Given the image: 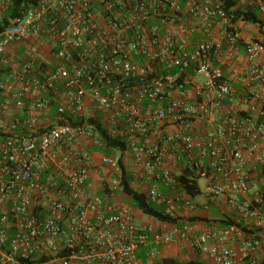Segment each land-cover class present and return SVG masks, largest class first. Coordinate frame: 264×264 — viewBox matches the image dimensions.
I'll return each mask as SVG.
<instances>
[{"label":"built area","instance_id":"obj_1","mask_svg":"<svg viewBox=\"0 0 264 264\" xmlns=\"http://www.w3.org/2000/svg\"><path fill=\"white\" fill-rule=\"evenodd\" d=\"M237 5L264 18V0ZM183 15L208 38L190 45ZM215 26L228 56L237 51L243 37L224 0H38L2 30L0 56L43 36L53 42L58 64L37 67L31 53L20 69L3 72L0 63V208L8 205L0 213V264L40 258L43 264H138L136 250L149 238L160 245L187 242L211 264H264L255 257L258 250L264 256L256 233L264 230V42H244L247 107L239 111L226 105L234 90L213 64L222 61L220 45L210 39ZM213 109H223L216 124L195 137L196 121ZM97 123L132 151L141 177L169 187L177 183L174 170L187 167L208 196H226L259 230L246 236L236 221L196 234L188 220L166 232L138 229L128 207L108 203L87 184L86 146L106 148ZM100 162L120 173L116 159L102 154ZM119 185V179L107 183L111 190ZM146 194L174 216L179 196L164 195L155 184ZM185 204L196 210L188 199ZM235 239L242 240L240 253L230 247Z\"/></svg>","mask_w":264,"mask_h":264},{"label":"crops","instance_id":"obj_2","mask_svg":"<svg viewBox=\"0 0 264 264\" xmlns=\"http://www.w3.org/2000/svg\"><path fill=\"white\" fill-rule=\"evenodd\" d=\"M184 5V2H181ZM237 7L242 8L241 5ZM182 22L188 26V33L185 34L186 40L190 45L207 39L205 35L200 32V28L196 23L188 16L183 15ZM236 28L241 32L242 40L237 43V51L231 53L228 56L230 47L224 40L223 31L219 26H215L212 30L210 39L220 45V52L222 53V69L226 79L231 83L234 88V100L230 104L234 109L244 111L247 107L245 96L243 92V83L241 82L242 75L246 73L248 69L246 56L244 53V42L247 39H263L264 34L258 26L252 23H245L243 21H237ZM175 30V29H173ZM48 46L45 38L35 39L31 38L26 43L11 45L4 55L0 56V63L3 68L7 69V66L12 65L14 68L20 69L22 58H25L30 53L36 54V51H40L37 60H42L48 66L56 63V59L49 51H44ZM47 50V49H46ZM3 73V72H2ZM3 75V74H2ZM1 75V76H2ZM199 79V78H198ZM187 98L193 103L194 98L189 86H186ZM236 96V97H235ZM223 112V109H213L210 111L208 117L204 120L196 121L195 132L199 137H204L207 131L211 130L217 122L218 116ZM19 117H23L22 114ZM171 126L166 127V131H171ZM155 140V135L149 137L148 142L152 143ZM91 154L89 162V177L87 184L93 192L103 197L105 201L116 206H126L130 209L134 219V224L139 229L151 227L157 232H166L170 228V224L167 222L159 221L152 216L144 214L134 205L127 202L122 194L121 187L115 190H111L107 187V183L110 179H117L120 173L113 170L111 167L106 166L100 162V155L103 153L101 149L96 147L86 146ZM115 153V152H113ZM118 153V152H117ZM122 162L125 170L130 176V187L139 192L146 193L151 184H155L158 187L160 193L168 196H179L180 199L174 203V217L177 219V224L180 225L182 221L188 220L196 225V232H201L210 227L211 224L221 223V220H241L242 225L252 227V231L259 230L256 227L254 221H248L239 216L238 211L227 202L226 196L212 198L208 196L207 192L204 193L200 190V193L194 197H189L179 187H167L162 182L154 181L147 177H141L142 169L140 165L136 164L131 155L128 153L122 154ZM45 170H50V164L44 162ZM252 169V161L246 162V170ZM184 168L179 166L174 170L175 176H180L183 173ZM250 174H252L250 172ZM252 191V188H251ZM189 199L191 203L196 206V210L191 211L185 201ZM156 208L161 209L162 206L154 205ZM8 205L0 208V213L7 209ZM163 208V207H162ZM262 214V213H261ZM222 224V223H221ZM224 225V224H222ZM11 231V230H9ZM259 236L262 235L264 242V230L256 232ZM231 247L238 253L242 251V243L239 240L232 241ZM136 256L138 264H162L165 259H173L176 262L184 261H197L204 264H211L203 255L197 253L186 242H175L168 245H160L155 243L149 238L145 243L141 244L136 250ZM255 257L258 261H264L262 251H256Z\"/></svg>","mask_w":264,"mask_h":264},{"label":"trees","instance_id":"obj_3","mask_svg":"<svg viewBox=\"0 0 264 264\" xmlns=\"http://www.w3.org/2000/svg\"><path fill=\"white\" fill-rule=\"evenodd\" d=\"M37 2H38V0H9L5 6L0 7V34H1L2 30L12 22V20H14L17 17L22 16L26 11L34 8L37 5ZM236 4H237V0H224V9L227 12V14L231 17V22L234 23L235 25H236L237 21H243L245 23L255 24L256 26H258V28H260L262 30V32L264 34V18L259 17V14L256 11V9H253L252 7H249V6H245V7L241 6L242 8H239V7H236ZM40 38H44V37L42 36V37L35 38V39H40ZM45 39L48 43L50 53L54 56L55 49H54L53 42L50 41L48 38H45ZM31 54L34 57L35 65L37 67H40V68L41 67H45V68L51 67V66H48V64H46L44 61L37 60L38 54H34V53H31ZM35 56L37 59L35 58ZM28 58H29V55L26 56L25 58H22V61H20L19 64H22ZM134 58L137 61L144 60V58L142 56H134ZM57 64H58V62L56 61V63H54V65H57ZM213 64L216 66H220L222 74H223L224 78L226 79L224 72H223V69H222V61H217L216 59H213ZM12 69H18V68H14L12 65H9V66H7V69L4 68L3 72H5L7 70L9 71ZM190 72H191V70H190ZM245 74L246 73H244L242 75V77L245 76ZM228 83L231 85V83L229 81H228ZM233 90H234V88H233ZM243 92H244V96H245L246 93L244 90V86H243ZM232 96L234 98V91L232 92ZM244 99L246 101V97ZM225 103H226V105H230V103H228L226 101H225ZM260 120L264 121V119H262V118ZM90 121L94 122L93 119ZM97 126H98V135L100 136V138L102 140H104V143L106 145V148H104V149L97 148V149H101L103 151V153H101L100 157L102 156V154H106V155L110 156L111 158L117 160V164L120 168V176L117 179H119V181H120L119 188L121 187L122 194H123V197L125 198V200L127 202L131 203L132 205H134L137 209H139L144 214L152 216L153 218H156L159 221L167 222L170 225H178L176 217L165 214L163 212L162 207H161V209L156 208L154 206L155 204H153L149 201L147 194H146L147 192L146 193L139 192V191L134 190L130 187V183H129L130 182V176L128 175L127 171L125 170L124 164L122 162V154L128 153L129 155H131L132 151L127 149L126 144L123 141H121L119 139L108 137V135L106 134V129L104 127H101L100 124L98 125V123H97ZM195 137H198L196 132H195ZM113 152L118 154V155H116V158L113 155L114 154ZM90 156H91V154H90ZM191 174H192V171H190L189 168L185 167L183 170V173L180 176L176 177L177 183L175 185H172L169 187L170 188L179 187L189 197H194V196L198 195L200 193V187H199V180L200 179L198 180V177H195L194 180L190 179ZM151 185H153V184H151ZM157 189H158V187H157ZM236 221L239 222L237 224V226H239L243 231L246 232L245 235L251 236V234L253 233L252 227L250 228V227H247V225H242L240 219L239 220H232V221L223 219V220H221V223L224 225H222L221 223L220 224L215 223V224L218 225L219 227H222V226L232 225V224L236 223ZM212 225H214V224H211L210 227H208L205 230L210 229ZM178 226H180V225H178ZM198 233L199 232H196V234H198ZM236 240H238V239H235L233 241H236ZM239 241L241 242L242 240H239ZM230 247H231V245H230ZM205 258L208 260L207 257H205ZM34 261L37 264H43L46 262V259L40 258V259H35ZM28 262H30V261H28ZM30 263H32V262H30ZM162 264H204V263L203 262H197V261L176 262L173 259H165L162 261Z\"/></svg>","mask_w":264,"mask_h":264},{"label":"rangeland","instance_id":"obj_4","mask_svg":"<svg viewBox=\"0 0 264 264\" xmlns=\"http://www.w3.org/2000/svg\"><path fill=\"white\" fill-rule=\"evenodd\" d=\"M260 18H262V17H260ZM250 39H251V38H250ZM257 40L264 42V38H263V39H257ZM46 49H47V50H46ZM46 49H45L44 51H49V52H50L49 47H46ZM40 51H42V50H38V51H36V54L39 55V54H40ZM113 155H114L115 158H116V155H118V154L114 153ZM199 187H200V190H201L202 192L206 193V190H205V187H204L203 180H199Z\"/></svg>","mask_w":264,"mask_h":264}]
</instances>
